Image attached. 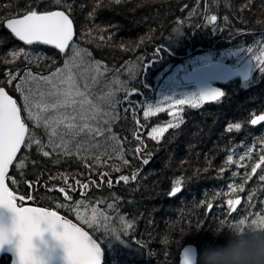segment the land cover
Instances as JSON below:
<instances>
[{"label": "trees", "instance_id": "1", "mask_svg": "<svg viewBox=\"0 0 264 264\" xmlns=\"http://www.w3.org/2000/svg\"><path fill=\"white\" fill-rule=\"evenodd\" d=\"M46 4L49 7L44 8ZM64 5H71V15L77 21L80 19L79 23H88L81 25V29L86 31L88 43L84 44L89 57L98 59L113 71L133 58H139L137 61L142 65V83L131 85L129 80L128 91L118 95L126 112L112 125L130 148L124 145L130 154L124 155L122 151L123 160L128 163L124 164L120 158V145L117 152L101 156L99 164L91 161L95 156L79 158L76 154L54 152L44 157L35 145L30 149L23 146L8 173L9 187L22 196L32 190L29 198H34L38 206L57 210L78 222L66 207L74 199L67 191L72 186L71 181L80 176L82 182H88L89 176L100 171L113 173V177H130L135 171V181H122L107 188L90 185L86 193L77 190L73 195L75 198L94 197L113 205L107 214L108 221L101 223L98 230L79 222L103 247L102 264H179L180 250L185 244L224 245L230 224L249 213L264 214V182L259 180L264 172L259 169L257 173L250 172V165L261 154L259 145L264 139V123L260 126L249 123L253 115L264 111V74L256 70L248 82L236 79L222 85L225 95L216 102L195 108L183 106L184 122L170 128L159 141L146 136L138 141L134 132H142L161 121L164 114L144 117L141 105L145 95L140 91L136 93L137 98L130 95L132 87L150 88L154 73L168 63L179 62L204 50H234L260 43L264 39V0H120L119 3L115 0H60L59 5L54 0H39V3L37 0H0V17H10L27 7L54 10L64 9ZM211 15H216L217 21L209 24L207 18ZM77 26L80 28L78 22ZM173 29L179 32L174 33ZM11 44L26 52L44 47L64 56L49 45L22 43L0 22V60L4 62L0 66V81L6 79L4 73L28 66L23 56L17 62L11 59ZM157 48L160 52L154 55ZM115 77L119 79L118 74ZM9 94L19 101L18 93L10 90ZM137 121L143 123L144 128L138 127ZM237 122L242 124L241 129L228 131L227 125ZM186 126L191 128L188 139L195 152L189 155L181 144L179 158L174 157L172 161L174 148L171 146L177 144L175 140ZM137 146L141 148L139 153L135 152ZM249 147L253 148V156L240 161L239 157ZM229 155L233 156L231 163L227 161ZM21 159L25 163L17 168ZM176 179L181 180V191L169 195ZM11 180L16 183L12 184ZM242 182L244 189L238 193L241 205L231 210L226 200L234 195L230 194L228 185ZM61 187L71 200L59 191ZM250 192L251 201L248 200ZM207 203H212L213 207L209 209ZM121 218L131 225L126 231ZM113 232L123 235L118 237ZM199 254L201 258L200 249ZM168 258L172 260L169 262ZM9 263L8 256L0 261V264Z\"/></svg>", "mask_w": 264, "mask_h": 264}, {"label": "snow or ice", "instance_id": "2", "mask_svg": "<svg viewBox=\"0 0 264 264\" xmlns=\"http://www.w3.org/2000/svg\"><path fill=\"white\" fill-rule=\"evenodd\" d=\"M54 2L57 5L60 4V0H54ZM115 2L119 3L120 0H115ZM47 7L49 5H44V8ZM207 20L209 24H212L217 21V16L211 15ZM0 22L12 35L26 45H50L65 56L62 60V66L50 70L48 75L33 74L30 70H25L24 74L21 75L17 69L4 73L6 79L0 81V206L8 208L14 213L10 225L0 222V251L4 249L5 245L9 246L14 253L12 264H45L43 254L38 252L37 246L34 244V237L50 229L63 245L67 264H102L103 250L100 242L89 231L80 226L79 221H82L89 228L98 230L100 224L106 223L109 219L103 211L92 207L89 215L87 212H81L78 208L76 210L78 222L73 223L72 220L66 219L48 207L18 206L17 202L24 201L25 196H18L6 181L9 179V168L17 157V153L21 151L22 145L25 149H30L35 145L36 150L41 152L44 157H49L58 149L65 155H71L73 145L70 144L69 140L64 139L65 135L72 138L87 136L89 137L88 140L74 145L75 154L80 158H83L82 152L92 153L94 150L103 147L99 139L93 143L94 138L115 141L118 145L119 141L112 134L110 125L116 119L114 113L120 103L116 98V93L121 89L127 92L128 81H117L120 88L113 89L97 98L99 102L91 98L89 79L95 83V77H89L84 72L77 73L76 71L77 68H83L89 62L87 58L90 53L81 49L74 41L75 30L71 18V5H64V10L59 8L43 10L37 7H27L10 17H0ZM173 32H179V29H173ZM100 39L103 40L104 37L101 36ZM120 47L123 48L124 45L121 44ZM243 50L249 54L257 71L264 74V39L257 46L258 55H253L254 48L252 46L243 48ZM159 52L160 48H157L154 55ZM9 55L13 60L21 56L27 60L30 54L21 48L10 52ZM89 68H92L91 64ZM126 68L130 79L139 76L140 70H136L134 66L128 67L126 65ZM212 74L220 75L221 73L219 70H215ZM13 85L14 89L12 88ZM10 90L19 94L22 104H19L17 99L9 94ZM131 92L138 93L139 89L132 87ZM224 95L225 93L221 89L216 88L201 95L185 96L180 99L164 97L155 106L149 104L143 111L144 117L161 112L163 108H168L172 120L163 125L158 124L152 127L147 133L148 137L158 141L170 128L177 127L182 120L183 105H191L195 108L205 101H217ZM124 99H128L127 95ZM105 109H110V111ZM50 113H54V115ZM98 116L106 119L97 120ZM260 122H264V111L258 115H253L249 121L251 125H257ZM137 126H140L139 121H137ZM241 127L242 124L239 122L227 125L228 131L240 130ZM40 128L44 129L47 144L43 143L37 136L36 129ZM61 128L63 131H60ZM57 139L60 141L59 144L56 142ZM136 139L139 141L140 137L136 136ZM259 146L261 154L250 165V172L253 174L257 173L258 169L264 172V139H261ZM45 148L50 150H45ZM140 151V146H137L135 152L139 153ZM106 154V152H101L95 155V163H101V156ZM252 156L253 148L249 147L239 159L244 161ZM120 158L123 160L122 152ZM227 161L231 163L233 156L229 155ZM147 162V160L144 161L145 164ZM24 163V159H21L16 167L20 168ZM123 163L127 164L128 161L123 160ZM238 166L245 167V165ZM104 175L106 174H101V178ZM245 175L247 176L248 173ZM130 179L133 181L137 179L135 171L130 177L128 175L118 177L119 181L125 183ZM259 180L264 182V175H259ZM11 183L15 184L16 181L11 180ZM108 184H112L110 178ZM87 186V184L83 185L84 188ZM228 188L234 198L227 199L226 204L229 209L234 210L237 205H241V197L238 193L244 189V182L235 186L229 184ZM59 191L64 193L68 200L72 199L65 192V188L61 187ZM180 191L181 180L176 179L169 195H175ZM251 199L252 193L250 192L248 200L251 201ZM77 203L80 204L79 201ZM206 206L209 209L213 207L212 203H207ZM60 207H65V205H60ZM108 207L112 208L113 205L109 204ZM121 222L125 226V231L131 226L123 218H121ZM42 224L46 225V228L42 227ZM249 224L264 228V214L249 213L234 224H230L229 228L230 230L242 229ZM58 225L60 226L59 230H57ZM107 230L105 228V231ZM112 234L118 237L123 235L122 232H113ZM180 264H191L186 255V250L181 253Z\"/></svg>", "mask_w": 264, "mask_h": 264}, {"label": "rangeland", "instance_id": "3", "mask_svg": "<svg viewBox=\"0 0 264 264\" xmlns=\"http://www.w3.org/2000/svg\"><path fill=\"white\" fill-rule=\"evenodd\" d=\"M71 17L73 18L72 15H71ZM73 20L76 24V30H77L75 42L79 45V47L81 49L87 50V48L84 44V42L86 44L88 43L87 37L85 36L86 31L84 29H81L82 28L81 25L84 27L88 23L87 22L79 23L80 19L77 21V19L73 18ZM77 22H78V24H80V28L77 26ZM6 38H8V37H6ZM258 45H259V43L256 45H252V47L254 48L253 55L259 54V52L256 50ZM243 48H246V47L237 48L234 50H221V51L204 50V51H201L199 53H194L192 55L186 56L182 60H180L179 62L168 63L165 67L161 68L160 70H158L157 72L154 73L153 78H152V84H151L150 88H145L144 90L140 89V87L138 88L140 93H142V95H145V96H142L143 97L142 101H144L143 106L141 105L142 115H143L144 109L149 104L155 106L158 102H161L164 97H176L177 99H180L181 97H185V96L199 95L193 84H185L183 82V80H182L183 74L190 71L192 68H195L197 66H200V65L212 62V61L228 62L231 65L236 66L240 62H242L244 59L249 57V54L246 51H244ZM11 49H12V51H17L20 48H18L17 46L14 47V45L11 44ZM224 51H231L232 57L227 59ZM28 52H30V51H28ZM29 54L30 55L27 59L28 61L25 60L26 61L25 63H27L28 66H25V67L18 69L19 73L21 75L24 74L25 70H30L33 74H37V75H48V72L50 70H54V68L62 66V60L65 58V56L61 57L55 50L52 51V50L44 48V47L40 48L39 50L33 49V50H31V52ZM5 55H6V58L10 57V56H7L8 55L7 51H5ZM11 59H12V57H11ZM19 59H21V58H17L16 60H13V61L17 62ZM87 59L89 62L86 63L83 68H77L76 71H77V73L84 72L89 77H93V76L95 77V83H92L91 79H89V83L91 85V87L89 88V91L92 94L91 98L94 99V101H96V102H99L97 98L102 97L104 94L108 93L109 91L116 89V88H120V84L119 83L117 84V81H121L122 77L125 78V81L130 80V84L132 81L131 85H136V83L138 85V84L142 83V80L140 78L141 77L140 74L138 77H134L131 79L128 77V74H127L126 65L128 67L134 66L135 69L140 70V73H141L142 65L140 63H138L137 58L136 59L133 58L132 60L126 62L125 64H122L123 66L120 69H116L114 71L109 69L107 66H104V64L101 61H99L98 59H92L91 57H88ZM16 62H15V65H16ZM3 63L4 62H2L0 60V66H2ZM23 63L24 62H22L20 65H22ZM90 64L92 65L91 69L89 68ZM255 69H256V67H255ZM117 74L119 76V79L115 77ZM81 83H83V80H81ZM12 88L14 89V85L12 86ZM122 93H125V91L123 89H121L119 92L116 93V98L118 100H119L120 94H122ZM130 95H132L136 98L138 97V96H136L137 95L136 93L134 94L131 92ZM18 97H19L20 103L22 104V100L20 99L19 94H18ZM121 106L122 105L120 102L117 105L116 111L114 113V115L116 116V119L113 120L112 124L110 125V127L112 129V134H114L119 141L118 145L116 144L115 141H106L102 138H94L93 143H95L96 140L99 139L101 144L103 145V147H101L98 150H94L92 153L82 152L81 153L82 157H85V156L92 157V156L100 154L101 152H106L107 153L106 155H109L112 152L116 151L119 148V145H120V153L123 151L126 153L124 155L130 154L128 152V149H130L129 146L125 145V141L123 139L119 138L120 135L116 134V132H114V127H112V125L115 122H117V121L119 122L121 120V115L124 112H126V107H123V110H122ZM183 106H185V105H183ZM118 109H121V111H119ZM105 110L110 111V109H105ZM169 111L170 110L168 108H163V110L161 112L150 114L148 117L157 116L161 113H163L164 115H163V117H161L162 118L161 121H158V122L151 124L147 129H143V130L141 129L142 132L136 131V132H134V134L139 136L140 139L143 136L150 138V137H148L147 133H148V131L151 130L152 127H155L158 124L163 125V124L167 123L168 121L172 120V117L169 115ZM50 114L54 115V113H50ZM103 119H106V118L102 117V116L97 117V120H103ZM183 122H184V120H183V116H182V120L178 126H180ZM142 124L143 123H141L139 127L144 128V125H142ZM94 126H96V125H94ZM30 127H31V125H30ZM122 129H124V128H122ZM190 129H191L190 126L189 127L186 126L181 131L182 134L180 135L178 140H175V142L177 141L176 142L177 144H173L171 146V149L174 148L173 153H172L174 156L172 158L170 157L172 161H175L174 160L175 158L176 159L179 158L177 156H178L179 152L182 150V146H183L184 150L186 149V151H187V153H189V155L192 154L193 152H195L194 148L191 146V142H189L190 139H188L190 137V132H189ZM60 131H63V128H61ZM36 132H37L38 138H40L43 143L47 144V136L45 135L44 129L43 128L36 129ZM143 132H144V134H143ZM210 137L213 138V135H210ZM197 138H198V136H197ZM197 138H196V140H197ZM64 139L69 140L70 144L73 145L72 154H75L74 145L76 143H80V142L88 140L89 137L80 136V137L72 138V137L65 135ZM150 140H152V139L150 138ZM153 141H155V140H153ZM56 142H57V144H59V142H60L59 139H57ZM178 142H180V143H178ZM168 144L170 145V142L167 143V145ZM181 144H182V146H181ZM124 145L128 149L125 148ZM114 147H115V150H113ZM165 147L168 148V146H165ZM56 152L63 153L59 149ZM91 161H94V160H91ZM161 162L164 163L165 160H163ZM152 170L153 169H150L149 173H152L153 172ZM101 174H106V175H104L103 178H101ZM112 175H113V173L108 174L106 172L100 171L99 174L89 176L88 182H85V181L82 182L79 179L80 176L77 177V180L71 181L72 186L68 187L67 191L71 194L72 198H74V199H72L71 202L67 203L66 207L68 208V211L70 213H72L76 219H77L76 210L78 208L81 212H87L89 215L91 213L92 207H96L97 209H100L101 211H103L105 213V215L109 214V211L111 208L108 207V205H107V203H105V201L94 198V197L87 198V197L81 196V197L75 198L74 194L77 192V190H81L83 193H86L87 192L86 190L88 189V187H90V185H93L95 187L100 186L101 188H107L109 186L118 185L122 182V181L118 180V177H113ZM109 178L112 180L111 185L108 184ZM77 181H79V184H77ZM85 184L88 185L87 188L83 187V185H85ZM25 193H26L25 199H27L32 195V190H28ZM19 196H21V195H19ZM33 199L34 198H30L28 201L24 200V201H19V202H20V205H36V206H38L36 204L35 199H34V201H33ZM78 201L80 202V204L77 203ZM19 202H18V204H19ZM68 206H70V207H68ZM79 222L81 224H83L82 221H79ZM159 242H160V240H159ZM197 246L200 249L201 254H203L204 249L208 248L207 245H203V244H199ZM171 260L172 259L168 258L169 262ZM157 264H162V263H157ZM199 264H206V262L203 258V255L199 260Z\"/></svg>", "mask_w": 264, "mask_h": 264}, {"label": "water", "instance_id": "4", "mask_svg": "<svg viewBox=\"0 0 264 264\" xmlns=\"http://www.w3.org/2000/svg\"><path fill=\"white\" fill-rule=\"evenodd\" d=\"M54 10H56V9H54ZM60 10H64V9H60ZM73 22H74V20H73ZM74 30H75V35H74V41H75L76 34H77L75 22H74ZM16 39H18V38H16ZM22 43H24V42H22ZM226 57L228 59L231 58V52L230 51H228L226 53ZM254 68H255V65L252 62V60L250 59V57L244 59L236 67H234L233 65H231L228 62L212 61V62L203 64V65L197 66L195 68H192L190 71L184 73L182 76V80L185 84H193L195 86V88L197 89L199 95L207 93L210 90L216 89V88H219L224 92V89L221 86L222 84H227L230 81H233L234 79H237V78H239L243 82L250 81L252 76H253V69ZM215 70H219L221 74L220 75L212 74ZM222 98L223 97H221L220 99H222ZM17 102L20 104V102L18 100H17ZM213 102H216V101H205L203 103L204 104H210ZM22 115H23V113H22ZM256 115H258V114H256ZM263 123L264 122H260L257 125H253V126H260ZM22 147H23V145H22ZM22 147H21V149H22ZM19 153L20 152L17 153V157H18ZM17 157L14 159L13 164L16 161ZM12 165L10 166V168L12 167ZM10 168H9V171H10ZM241 202H242V198H241ZM18 206H36V205H19L18 204ZM36 207H42V206H36ZM238 207H239V205H237L236 208H238ZM50 210H54V209H50ZM54 211H57V210H54ZM58 213L61 216L65 217L66 219L72 220L73 223H77L76 221H74L73 219L63 215L62 213H60V212H58ZM13 215H14V213L10 209L3 207V206H0V222H3L5 224L10 225L12 222ZM80 226H82V225L80 224ZM42 227L46 228V225L42 224ZM59 228H60V226L58 225L57 230H59ZM85 230L88 231L86 228H85ZM34 244L37 246L38 252L43 254L45 264H67L66 259H65V250L63 248V245L53 235V232L50 229L45 230L42 232L41 235L34 237ZM102 250H103L102 262H103V259H104L103 247H102ZM185 250H186L187 257L191 261V264H199V258H200L199 248L194 243H187L181 248L180 254H179V264H180L181 253L185 252ZM5 256L9 257V259H10L9 264H12L14 253H13V251L10 250L8 245H5L4 249L2 251H0V261Z\"/></svg>", "mask_w": 264, "mask_h": 264}, {"label": "clouds", "instance_id": "5", "mask_svg": "<svg viewBox=\"0 0 264 264\" xmlns=\"http://www.w3.org/2000/svg\"><path fill=\"white\" fill-rule=\"evenodd\" d=\"M226 235L224 245L204 249L206 264H264V228L249 224Z\"/></svg>", "mask_w": 264, "mask_h": 264}, {"label": "flooded vegetation", "instance_id": "6", "mask_svg": "<svg viewBox=\"0 0 264 264\" xmlns=\"http://www.w3.org/2000/svg\"><path fill=\"white\" fill-rule=\"evenodd\" d=\"M224 52H225V51H224ZM231 57H232V55H231ZM236 66H237V65H236ZM236 66H234V67H236ZM237 79H239V78H237ZM234 80H236V79H234ZM234 80H233V81H234ZM230 82H231V81H230ZM230 82H229V83H230ZM227 84H228V83H227ZM222 85H225V84H222ZM222 85H221V86H222Z\"/></svg>", "mask_w": 264, "mask_h": 264}, {"label": "bare ground", "instance_id": "7", "mask_svg": "<svg viewBox=\"0 0 264 264\" xmlns=\"http://www.w3.org/2000/svg\"><path fill=\"white\" fill-rule=\"evenodd\" d=\"M232 50V49H231Z\"/></svg>", "mask_w": 264, "mask_h": 264}]
</instances>
